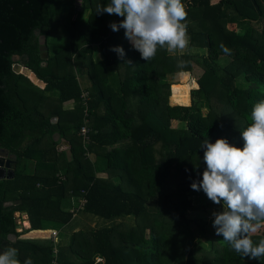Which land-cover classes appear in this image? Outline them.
I'll list each match as a JSON object with an SVG mask.
<instances>
[{
	"label": "trees",
	"instance_id": "16d2710c",
	"mask_svg": "<svg viewBox=\"0 0 264 264\" xmlns=\"http://www.w3.org/2000/svg\"><path fill=\"white\" fill-rule=\"evenodd\" d=\"M76 1L70 0L55 43L51 0H0V148L16 161L14 178L0 180V249L17 248L21 264H93L97 256L104 264H264L218 238L213 255L199 256L207 224L187 216L194 209L189 195L203 192L190 187L206 167L202 142L223 138L242 149L240 132L251 122L253 103L264 99V0H181L187 52L158 50L150 61L132 48L124 29L108 27L109 14L96 13L109 0H81L79 8ZM112 15L117 23L123 18ZM39 36L46 39L45 60ZM117 46L124 60L110 51ZM180 59L189 79L171 83ZM80 63L88 83L75 72ZM18 64L26 72L16 71ZM68 103L73 111L63 108ZM172 121L185 127L173 129ZM60 141L69 156L61 158ZM27 162L33 171L21 172ZM81 195L83 212L112 225L74 230L67 251L56 257L51 239H21L16 232V213L26 214L24 234L68 225L73 219L63 202ZM127 218L137 225L123 226ZM249 235L264 238V224Z\"/></svg>",
	"mask_w": 264,
	"mask_h": 264
},
{
	"label": "clouds",
	"instance_id": "9594fccd",
	"mask_svg": "<svg viewBox=\"0 0 264 264\" xmlns=\"http://www.w3.org/2000/svg\"><path fill=\"white\" fill-rule=\"evenodd\" d=\"M96 13L123 17L108 27L113 32L124 29L125 38L145 61L154 59L158 50L174 55L190 44L187 13L181 0H109L106 5H97ZM110 51L124 60L122 47ZM186 65V61L178 60V75L186 74L182 71ZM250 121L240 132L242 149L223 138L214 143L208 138L202 142L206 167L190 187L203 191L213 204L221 206V211L211 213L215 234L222 236V241L238 255L258 260L264 258V238L254 241L249 233L264 224V99L253 103ZM18 255L17 248L6 247L0 252V264H21ZM24 264H31V260Z\"/></svg>",
	"mask_w": 264,
	"mask_h": 264
},
{
	"label": "rangeland",
	"instance_id": "374dc122",
	"mask_svg": "<svg viewBox=\"0 0 264 264\" xmlns=\"http://www.w3.org/2000/svg\"><path fill=\"white\" fill-rule=\"evenodd\" d=\"M217 2V0H211V4H215ZM70 3V0H51V8H52V12H53V15H54V23L52 25V28H51V37L53 36V42L55 43H58V36L56 35V32H60V26H59V23L60 22H65L64 20V12L68 6V4ZM76 5L78 6V8L80 7V2H75ZM82 4V3H81ZM87 14V13H85ZM123 18H119V20H122ZM115 21V17L114 15H108L107 16V24L109 25L110 22H114ZM64 26V25H62ZM108 31L110 32L111 30L108 29ZM59 40H61V42L64 44L65 42H68V40L62 35V36H59ZM65 38V39H64ZM55 43H52V47L54 45H58V44H55ZM51 47V48H52ZM54 51V49H53ZM187 52V48L184 49V50H177L176 53L174 55H182L184 53ZM195 53V52H193ZM173 55V54H172ZM98 55L96 54L94 56L95 59H97ZM17 60V58H15ZM81 66H77L76 65V69L78 70H75V72L79 75L81 74L82 76L79 77V79L81 80L82 82V79L88 83V76L87 74H85V69L82 65V63H80ZM16 71H24V68L18 64L16 66ZM117 70L113 69V68H110L109 69V75H110V78L111 77H114V79L117 78ZM186 74L184 75H175L173 78L169 77V81L171 83H186L189 79V73L187 72H184ZM30 81L35 83V81L33 80L32 77H29ZM27 80L24 79L23 82H25ZM118 82H116L117 84ZM36 84V83H35ZM115 85V84H114ZM23 86V84H22ZM52 96L55 97V94H50ZM75 107V104L74 103H68L66 105L63 106V108L65 110H68V111H73L72 109ZM56 119L54 118L53 119V122H55ZM171 127L173 129H183L185 127L184 123H181V122H178V121H172L171 122ZM55 140H58V137L57 135L53 136ZM128 143H124L123 144V147L125 148L126 145ZM47 145V141H43L40 145H39V148H44L46 147ZM58 147L60 148L59 149V152H62V156L61 158L63 157H67L69 156V152H68V145L64 146V145H58ZM159 148V145L158 147H156V149ZM91 156V155H89ZM88 156V157H89ZM157 157H159L158 155H156ZM93 159V156H91ZM14 158V157H13ZM90 158V157H89ZM15 159V158H14ZM156 162H159V161H156ZM33 163L31 162H27L25 165H24V168L22 166L19 167V169H21L20 171L21 172H32L33 171ZM206 166V165H205ZM97 177H100V178H105L106 177V174L104 173H98L96 175ZM189 199L192 201V204L194 206V209L191 210L190 212L187 213V216L188 218H190L191 220H196V219H199V220H202L203 222H206L207 224V233L206 235L204 236L205 238L204 239H201L199 240L198 242V246L197 248H200L202 250H199L198 251V255L203 257H210L211 255H213V253L211 251H209L210 247L212 245H215L216 242V238H218V240L222 243H224L222 240H223V237L222 236H217L215 234V229L213 228L212 226V220L214 219V217L211 215L212 212L216 211H221L222 208L220 205H216V204H213L207 197L206 195L202 192L198 195H193V194H190L189 195ZM63 206L64 207H67V201H64L63 202ZM15 218H16V224L17 225H20V226H23V218L22 215L20 214H15L14 215ZM150 218V216H148ZM25 219L27 220V218L25 217ZM124 222L128 223V224H124L123 223V226L125 225H130L131 227L134 228V226L137 225V220H133L131 218H127L124 220ZM112 224L107 222V221H104V220H101L99 218H95L94 216L88 214V213H85V212H80L77 217L75 219H73L68 225L66 226H54L52 224H45L43 227H42V232L40 233H33V235L31 236H27L26 234H24L26 231L22 229H16V232L19 233V234H22L20 236V238H27V239H31V240H36V241H44V240H49V233H51V231H57L58 232V238L55 242V247L57 248L58 251H60L61 253H64L65 251H67L68 247H69V244H70V241H71V238H72V232L74 230L76 231H94L96 229H99V228H103V227H108V226H111ZM122 226V227H123ZM25 228V227H24ZM185 230V229H184ZM29 235L31 233V231H28ZM12 239V238H11ZM14 240V238H13ZM190 246H193L192 243L190 244ZM193 248L195 249V247L193 246ZM39 264V263H38Z\"/></svg>",
	"mask_w": 264,
	"mask_h": 264
},
{
	"label": "water",
	"instance_id": "95a60500",
	"mask_svg": "<svg viewBox=\"0 0 264 264\" xmlns=\"http://www.w3.org/2000/svg\"><path fill=\"white\" fill-rule=\"evenodd\" d=\"M36 35H39V32H36ZM39 40V50L41 52V58L42 59H47L48 57V53H47V49L45 46V37L44 36H39L38 37ZM16 169V161L15 159L9 154V152L6 149H2L0 148V180L3 179H13L14 178V171ZM20 201H16V202H6L4 204L5 207H10L12 205H17L19 204ZM22 217L25 216V213L21 214ZM16 229H22V226L17 225ZM3 249H0V252H2Z\"/></svg>",
	"mask_w": 264,
	"mask_h": 264
},
{
	"label": "built area",
	"instance_id": "2783aa9c",
	"mask_svg": "<svg viewBox=\"0 0 264 264\" xmlns=\"http://www.w3.org/2000/svg\"><path fill=\"white\" fill-rule=\"evenodd\" d=\"M82 98H85V94L82 93ZM87 132L85 130V128H82L81 130V135H83V140H87V136H86ZM64 178L60 177V181H62ZM86 205V199L83 195L79 196V197H70L69 198V202H68V213L71 215L72 219H75L77 217V215L84 209ZM58 238V232L57 231H51V233H49V239L52 240L53 243L56 242ZM54 256L56 257L57 255V251L56 249L54 250ZM52 264H57V262L54 260L52 261ZM93 264H104V260L97 256L94 258Z\"/></svg>",
	"mask_w": 264,
	"mask_h": 264
},
{
	"label": "crops",
	"instance_id": "0c3cea01",
	"mask_svg": "<svg viewBox=\"0 0 264 264\" xmlns=\"http://www.w3.org/2000/svg\"><path fill=\"white\" fill-rule=\"evenodd\" d=\"M76 2H80V5H81V0H77ZM114 22H115V21H114ZM176 75H177V74H176ZM174 76H175V75H174ZM174 76H171V78H173ZM69 104H70V103H69ZM54 136H55V135H54ZM57 137H58V136H57ZM59 145H64V146H66V145H68V144H67L66 141H60V144H59ZM56 149L59 151L60 148L57 146ZM91 156H92V155H91ZM91 156H90V158H91ZM31 163H32V162H31ZM33 168H34V165H33ZM30 172H31V171H30ZM67 202H68V201H67ZM67 204H68V203H67ZM67 206H68V205H67ZM64 208H65V207H64ZM28 226H29V222H28ZM29 227H30V226H29ZM29 227H28V229H29ZM35 232L38 234V233L42 232V230L31 231L30 235L28 234L29 232H27L26 235H27V236H31V235H33V233H35Z\"/></svg>",
	"mask_w": 264,
	"mask_h": 264
},
{
	"label": "bare ground",
	"instance_id": "6f19581e",
	"mask_svg": "<svg viewBox=\"0 0 264 264\" xmlns=\"http://www.w3.org/2000/svg\"><path fill=\"white\" fill-rule=\"evenodd\" d=\"M23 225H24V227L26 228V229H28V222H27V220L25 219V218H23Z\"/></svg>",
	"mask_w": 264,
	"mask_h": 264
}]
</instances>
